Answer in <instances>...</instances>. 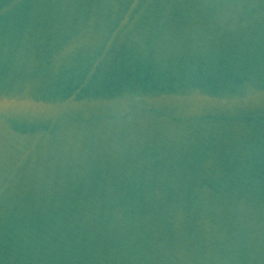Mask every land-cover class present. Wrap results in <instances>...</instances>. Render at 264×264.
I'll use <instances>...</instances> for the list:
<instances>
[{
    "label": "water",
    "instance_id": "95a60500",
    "mask_svg": "<svg viewBox=\"0 0 264 264\" xmlns=\"http://www.w3.org/2000/svg\"><path fill=\"white\" fill-rule=\"evenodd\" d=\"M0 264H264V0H0Z\"/></svg>",
    "mask_w": 264,
    "mask_h": 264
}]
</instances>
